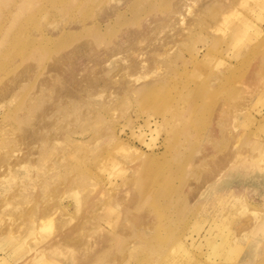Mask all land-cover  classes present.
I'll list each match as a JSON object with an SVG mask.
<instances>
[{"label":"rangeland","instance_id":"rangeland-1","mask_svg":"<svg viewBox=\"0 0 264 264\" xmlns=\"http://www.w3.org/2000/svg\"><path fill=\"white\" fill-rule=\"evenodd\" d=\"M174 1L0 0V229L24 235L12 243L0 234L5 261L38 231L45 239L32 246L37 254L44 248L40 264H79L92 251L91 243L83 252L66 246L64 254L44 245L66 216L62 208L40 219L43 227L21 223L22 212L52 200L68 207L72 223L81 210L95 212L85 229L99 241L89 264H264V158L252 147L254 140L264 146V35L251 24L264 16L257 9L264 0H176L184 25L168 50L171 67L123 75L112 94L98 90L57 111L41 85L54 57L88 39L103 48L126 28L167 15ZM114 61L98 66L110 72ZM256 68L258 83L246 88ZM25 130L58 144L37 147L39 139L28 150L18 144ZM59 130L82 142L68 146ZM240 144L247 154L236 159L229 151ZM221 155L219 171L204 177ZM28 253L20 250L17 264Z\"/></svg>","mask_w":264,"mask_h":264},{"label":"bare ground","instance_id":"bare-ground-1","mask_svg":"<svg viewBox=\"0 0 264 264\" xmlns=\"http://www.w3.org/2000/svg\"><path fill=\"white\" fill-rule=\"evenodd\" d=\"M184 2H186V0ZM197 2H198V0H197ZM255 2H258V1L255 0ZM176 3L177 4H175V3L173 4L170 12L167 15L166 14H165V16L162 15V16H160V18L157 17V19L154 18V20L151 17L152 18L151 20H153V21H148V22L146 21L143 24L137 23L136 27H134L132 29L126 28L123 33H121L116 38H114L111 41V43L104 45L103 48H98V45L96 44V41H97L96 39H88L85 42L78 43V44L74 45L73 47L68 49L63 54L60 53L61 55H59L58 57H54L53 60L51 61V63L48 64L49 65L48 66L49 75L47 77H45L43 80L41 79V81H42L41 85H43V84L47 85L48 84L49 92L51 93V96H52L51 97L52 101L55 102L54 103L55 109L57 111H59L61 109L60 105L62 103H65L67 106L69 104V102H71V103L82 102L83 101L82 96L88 95L90 93L95 94V93H97L96 91H98V90L108 89V90H106V93L108 91H110V93L112 94L111 91H113V90H111V88H113V87L115 88V84H117L119 82V80L124 81L125 80L124 77L128 74H131V73L134 74V72H138V73L143 72L144 73L149 68H154L155 71L157 72V74H160L165 70L167 71L171 67V63L174 62V59H173L174 55L172 53L168 55V50L171 48L172 45L175 44V40H177L176 37H177V35H179V33L177 34L176 30L183 28V27H181V25L183 24V15H182V17L180 15L181 14L180 11L182 9V4H181L182 2L176 1ZM183 4H185V3H183ZM187 4L188 3H186V6H184V8L187 10V12H190L191 8L189 6H187ZM189 4H191V3H189ZM112 6H114V5H112ZM112 6H111V8H112ZM119 6H121V5H119ZM116 7H117V5H116ZM254 9H255V7H254ZM257 9L264 11V4L258 2ZM259 10H257V11L259 12ZM111 11L112 10L110 9L108 11L103 12V16L108 17L109 13ZM99 15L101 16V14H99ZM111 15H113V14H111ZM253 17L254 18L256 17L255 20L257 21V22L251 23L254 26V27L253 26L252 27L255 29L256 35H260V36L262 34L264 35V16L261 17L258 14H256V15H253ZM103 19H105V18H103ZM179 31L181 32L182 30H179ZM237 46H238V44L235 46V48ZM205 49H207V46ZM234 50L235 49L231 50V53H228V55H227L228 61H225L226 62L225 65L228 67L234 65L233 62L231 61V58H235L234 53H232V52H234ZM204 55L205 54H203L202 56H204ZM111 58L115 59V61L112 65V67L107 70L110 72H106V71L104 72V70L100 69L99 66L102 67L103 65H101V63L106 64L107 60H109ZM219 63L224 64L220 60H219ZM97 66L99 67V69ZM30 68L31 67L24 68L22 71H20V73L17 74V78L27 76V74L29 75V73H30L29 71L31 70ZM103 68H104V66H103ZM255 72H258L257 68H256V70L255 69L253 70V73L250 76L246 75V77H245V78H247V79H245L246 80V88L248 85L254 86L255 85L254 83H258V81H257L258 79L255 77ZM123 75H125V76H123ZM120 76H123V78H121ZM127 77H126V79H127ZM45 83H47V84H45ZM141 83H142V85H141V88H142V87H145L147 84L151 83V80L147 81V82H141ZM118 86H119V84H118ZM252 86H250V87L252 88ZM119 88L121 90L123 89L122 87H119ZM114 92H116V89ZM117 92H119V91H117ZM7 93H8V91H6V94ZM0 95H1L0 96L1 100L3 98L5 99V93L4 92H1ZM245 95H243L241 97V99L244 100V98L247 99V98H251L250 96H252L251 94H248L246 96ZM64 97L65 98L69 97V99L71 98L72 101H65V100H63ZM108 97H109V95H108ZM108 99H110V97ZM104 100H106V99H104ZM241 107H242V104H241ZM57 111H55V112H57ZM69 133L72 134L73 133L72 130L70 132H68L67 134L63 133L61 130H59V135H61L63 137L62 139H64V137L69 139V140L66 139L67 140L66 143L68 144V146H71L72 143L73 144H80L82 142V140L71 138ZM21 138H22V141L19 142L18 144H20V143L25 144V147L28 150H31V142L35 141V140L41 139V144L39 146L37 145V147L48 146V147L53 148L55 145L54 142H56L53 140L54 137L52 138L51 135L38 134V133L28 135L27 130L23 131ZM23 138H26L27 140L24 142ZM257 140L261 141L260 139H257ZM256 143H257V141L254 140L252 147L257 149L258 153L262 155V159H263L264 158V156H263L264 155V146L258 148L255 146ZM245 148H246L245 146H241V144H240V145H236L234 148H232L230 151L229 150L228 151L233 157L238 159L239 154H241L242 152L243 153L245 152ZM246 149H248V148H246ZM228 151H226L227 154H228ZM25 152H28V151L25 150ZM222 155H223V153H222ZM222 155H221V157H222ZM243 155H245V154H243ZM254 156L256 157V154ZM14 157L16 160L21 159V156H14ZM218 157H220V156H218ZM221 157L220 158L215 157V159H213L210 162L209 170L204 173V177L205 176L211 177V176L215 175V174H213L215 171L216 172L219 171V169L221 168L222 162H223L222 159H225V158H223V157L221 158ZM4 160L5 159L0 158V162H3ZM11 161H13L12 157H11ZM263 168H264V166H263ZM53 191H54V189H53ZM55 191L57 192V189H55ZM51 201L46 200L45 203L43 202L41 205H36L35 207H33V208H31L25 212H22L20 214V216H22L21 217V223H22V221H26L25 223H27V224L30 222L31 223L36 222V225H37L38 221L42 218H44L43 222L44 221L47 222L46 221L47 219L45 220L46 216L51 218L50 217L51 214H53V212L56 211V209L58 207L62 208L61 214L66 213V216L62 217L61 219H59L57 221V225H56L57 229L56 230L53 229V230H55V231H53L54 233L51 234V237L47 240V242L44 245L49 246L48 248H50L49 249L50 251H57V253L59 251H61L64 254L63 249H65L66 246H67V248H70L69 246L71 245L72 246L71 248H74L73 251L75 250V247H73V244L77 245L78 247L80 246L79 248L81 249V247H82V249H81L82 251L79 248H76V249H78V251L80 250L81 252H83V246H84L83 244L86 243L85 245H88L89 243H91L90 248L92 251L86 252L87 251V248H86L85 249L86 253L84 252V255H82L83 257H81V259H82L81 261L79 260L80 261L79 264H89L90 261L93 263L94 258H96V256H97L96 253L98 251V249L95 250L96 248L94 246H96L95 243H98L99 241L98 242L96 241L95 236L94 237L91 236L90 237V238H92L91 240H90V238H87L90 235L87 236L85 234L87 231L85 229H87L89 227V225L91 224L89 217L95 216L96 215L95 212H90V213L87 212V214H86L85 211H89L88 209L85 211L81 210L79 213V217H80L79 221L75 220V223H72L73 215L69 211L68 207L67 206H64V207L61 206L60 203H58V201H52V202ZM252 213H253V211H252ZM48 217H46V218H48ZM50 222H52V220H50ZM41 225L43 227V223H40L39 227H41ZM242 226H244V225H242ZM245 226H247V225H245ZM39 227L37 228L35 226L34 230L35 231L39 230ZM13 228L14 227H7V228L0 229V234L7 233L8 235H10V237H13L12 234L15 233V229H13ZM22 228H24V224H23ZM38 233H39V231H38ZM19 234H23V232H21ZM37 234L35 232L34 237H30L27 239V241L18 244L17 245L18 247L16 246L14 248V250H12L10 253H8L9 256L7 257L8 258L7 261H5L4 258L0 257V264H4V262L5 263L7 262L9 264H17L16 254H18L20 252V250L22 251V249L28 251L29 253H28V256L26 257L27 259L25 258V261L18 262V264H40L42 261V258H40V257L43 254H45L44 253L45 251L43 250L44 248L40 247V252H41V253L39 252L41 254L40 255V254L35 253V249L33 248L32 245L40 243L45 238H43L42 234H41V236H40V233H39V235H37ZM23 236L24 235H20L18 238H16V236H15L11 239V242L12 243L18 242V240H21V238ZM92 244H93V247L95 249L94 248L92 249ZM85 247H87V246H85ZM45 248L47 249V247H45ZM41 249L44 252H42ZM81 252H79V253L81 254ZM76 258H74V259L77 260V263H78L79 258H77V259ZM15 261H16V263H15ZM44 263L45 264H53L54 261L53 260H48V261L44 260Z\"/></svg>","mask_w":264,"mask_h":264}]
</instances>
